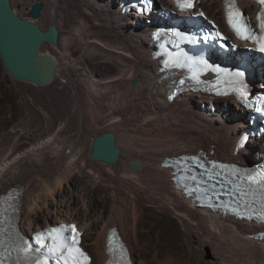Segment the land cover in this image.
<instances>
[{
	"label": "bare ground",
	"instance_id": "bare-ground-1",
	"mask_svg": "<svg viewBox=\"0 0 264 264\" xmlns=\"http://www.w3.org/2000/svg\"><path fill=\"white\" fill-rule=\"evenodd\" d=\"M158 1L161 4L168 2V0ZM243 1L249 8L254 5L250 0ZM44 2L46 6L38 23L46 28L49 23L55 22L60 29L59 44L45 43L44 46L47 49L49 47L52 52L59 53L56 50L64 47L63 44L66 43L68 47H73L72 50L75 54H79L74 58L75 56L71 55L72 50L67 48L65 52L60 51L61 54L64 53L65 55L60 56L61 54H59L57 56L61 62L59 80H64L69 86L72 85L73 87H71L75 90L77 88L76 92H78L79 87L80 90L78 93L75 92L77 94L75 97L77 106H64L63 114L66 119H63L65 121H61L60 125L52 130L48 137L31 143V140L36 136V129H34L36 122L29 107H27L26 116L17 123L6 127L1 133L0 193L6 192L18 182L23 184L25 189L22 208L24 230L35 231L60 220H76L85 230L83 234L85 245L92 241L98 247L96 256L88 249L94 256L92 264H105L108 230L112 225L119 224L117 221V223L113 222L115 215H109V211V216L105 217L103 214L104 205L100 207L96 204L97 202H94L90 206L83 195V198L80 196L82 206L78 207L80 197L78 200L75 199L78 190L74 193L73 188L62 195L61 199L59 196L60 200L50 201V198L54 196H52L55 192L53 189L62 187L64 181H68L71 172H74L80 164L87 165L85 153L88 148L87 137L91 131L96 127L100 128L98 125H103V127L106 125L107 131L116 130L114 127L128 129L132 126L131 129H133L134 124H132L131 117H143L142 126L136 127V129L137 131L143 129L144 135L141 137L144 136V143L138 145L137 141L133 142L135 144L133 147L136 149L132 148V150L136 151L131 153L130 157H127L128 154L125 155L126 157L124 156L127 146L123 144L126 147H122L124 150L121 148L119 161L115 164L117 168L122 170L124 176L134 177L139 184H144V196L151 201L157 202L155 197L158 194L167 197L170 204L173 205L172 209L186 224L194 223L195 225L197 223L196 225L200 227L204 226V229L210 224L217 230V233L214 231L217 236L219 232L220 237H224L226 242L229 240L230 243L231 239L238 247L237 249L244 251V255L247 256V264H264V244L252 237L251 234L257 232V228L253 224L235 220L232 217L224 218L217 213L195 208L184 199L180 189L174 187L171 182V170L162 163L166 157L191 153L196 149V151L206 150L211 156L224 155L232 161L241 163L245 161L247 164L252 156L259 155L261 145L252 144L254 140L251 139L252 142L249 141L246 148H236L242 129L245 127L242 123L246 115L239 113L240 110L234 107L233 101L228 97L216 99L215 110L210 100L206 98L197 100L195 97L186 94L173 102L167 101V89H165L163 82L159 81L161 74L157 73L158 61L149 58L154 47L148 38L147 29L143 27L144 22L135 26L134 21L122 13L121 7H119L120 0H45ZM222 2L223 0H202L201 5L211 17L223 23ZM150 21L153 22L154 18ZM90 61L97 69L99 68V74L91 71L89 67L91 64H88ZM87 64L90 70L87 69ZM134 77L139 80L137 84L133 83ZM62 80L61 82H63ZM86 89L90 92V97L94 98L95 105H92L91 101H87L89 94L85 95ZM161 89H164V94L159 96ZM221 110L224 112L221 113ZM75 115L77 122L74 121ZM49 124L48 114L43 113L36 125L39 129H48ZM102 130L105 132L104 129ZM96 132V135L92 137L90 153L94 138L103 133ZM113 132L115 133V131ZM134 132L136 135V131ZM121 137L117 140H124ZM127 139L124 141H128ZM203 146L207 147L203 149ZM129 151L131 152V150ZM131 159L142 160L143 170L132 169L129 165ZM97 171L99 170L97 169ZM132 185L135 184L132 183ZM97 201L104 203L102 199ZM162 201L165 203V200ZM162 201L160 202L161 205L163 204ZM142 206L138 205L141 208ZM165 207L164 209L168 210L167 206ZM164 209L159 219L166 221L167 228L172 231L170 242L154 240L152 230H150L149 238L144 239L143 237L142 243H138L139 248L136 249L132 238L130 239L127 234L126 226L121 224V234L130 248L133 262L136 259L144 264L146 261L144 240H146L145 243L154 240L151 249L155 252L157 264H193L191 252L186 251L190 254V258H188L184 254L185 249L179 244V238L181 235H185V232L183 233L177 225L171 222V215ZM168 211L170 212V210ZM142 214L141 217H144ZM53 216L55 221L52 222ZM134 216L136 219L140 217L137 216V213ZM152 216L154 215L152 214ZM135 218L133 217V219ZM137 222L139 223V221ZM242 259L244 258L242 257ZM156 260L154 261L156 262Z\"/></svg>",
	"mask_w": 264,
	"mask_h": 264
},
{
	"label": "rangeland",
	"instance_id": "rangeland-1",
	"mask_svg": "<svg viewBox=\"0 0 264 264\" xmlns=\"http://www.w3.org/2000/svg\"><path fill=\"white\" fill-rule=\"evenodd\" d=\"M34 1H36V0H12V4L13 5L16 4L14 6L20 10L21 7L24 5V3L30 4ZM38 22H40V20ZM49 25H50V23H49ZM43 28H45V27H43ZM65 45H66V43L63 44L64 47H62L59 50H56V51H59V53L54 51L55 54L59 55V54H61L60 51L65 52L67 48L72 50L73 47H68L67 45L66 46ZM43 48L46 51L47 50L52 51L49 47H48V49L46 46H44ZM63 55H65V54L62 53L60 56H63ZM71 55L75 56L74 58H76V56H79V54L78 53L75 54L73 52V50H72ZM88 64H91V61ZM88 64H87V69H88ZM93 66L94 65H92V64L89 65V67L91 68V71L98 72L99 68L97 69L95 66L94 67ZM90 68L88 70H90ZM99 73L100 72H98L97 74H99ZM61 80L62 79L58 80L55 84H53L50 87H44V88H39V87H37L33 84H30V83L16 81V80L12 79L7 74V72L5 71L4 66L0 60V148H1V144H2L1 143V133L4 131V129L6 127H8L14 123H17L21 118L26 116L27 107H29L32 110V116H34L33 118L35 119L36 124L40 118V115L43 113L48 114L49 119H50V124L48 125V129L47 128H44V129L40 128L39 129L36 124L34 125V127H35L34 129H36V132H35L36 136H34V138L31 140V143H34V141H40L43 138L48 137V135L52 133V130L56 129L60 125L61 121L62 122L65 121L66 116L63 114V109L65 108L64 106H66V105L72 106V107L77 106L75 97L77 95L76 93L79 92L80 87L78 89V92H76L77 88L75 90L74 88H72L73 86L71 84L70 85L72 87L69 86L68 83L64 82V80H62L63 82H61ZM56 84H58V85H56ZM80 85H82V83H80ZM160 91L161 92H160L159 96H162L164 94V89H161ZM85 95L86 96L88 95L87 96L88 98L86 97L87 101L88 102L91 101L92 105H93L94 104V102H93L94 98L90 97L91 94L89 91H87V89H86ZM88 99H90V100H88ZM198 105H199V103H198ZM213 109H214V107H213ZM222 112H224V110H221V113ZM63 115H64V117H63ZM63 118H65V119H63ZM131 120H133L132 124H134L133 125L134 130L131 129L132 126H130L128 129L115 128L114 127V129H116V130H113V131H115V134H117L116 135L117 144L118 145L120 144L121 148L122 147L125 148L127 146L125 148L126 154L123 152L124 156L128 154L127 157H130L132 155L131 153H134V151H136L134 149L132 150V148H135V147H133V146H135V144L133 142L137 141L136 143H138V145L139 144L141 145L142 143H144V138H143L144 136L141 137L142 135H144L143 129H142V131H137V129H136V127L142 126V123L144 122L143 117L142 118L141 117H139V118L138 117H136V118L131 117ZM138 120L141 122H139ZM74 121L77 122L76 115H75ZM51 123H54V124H51ZM135 123H137V124L139 123V124L137 125ZM140 123H141V125H140ZM98 127H100L101 129L96 127L93 131H91L90 135L87 137L88 148H87L86 153H85V159L87 161V165L84 166V165L80 164V166H79L80 168L78 167V168H76V170H74V172H71L72 174L69 176L68 181L67 180L64 181V183L62 185L63 188L60 187V188L53 189L55 192H53L54 194H52V196L53 195L54 196L52 198H50V201H53L55 199L58 200L59 196L61 199L63 197L62 195L71 191L72 188H73L74 193L76 190H78V193L76 192L77 193V196L75 197L76 200H78V198L80 196L82 197V195H83V197L87 199V201H88L87 203L90 206L94 202L95 203L97 202L96 204L100 207L102 205H104L103 214L105 215V217L106 216L108 217L109 215L114 214L115 216H113V218L115 221L113 220V222H115V223L118 222L119 223L118 226L120 228H122L121 224L122 225L124 224V227L126 226L125 229L127 231V234L130 237V239L132 238L134 244L136 245V249L139 248L138 243L139 244L142 243L143 237H144V239L148 237L150 230H152V235H153L152 238L154 240H163V241L165 240L166 242H170L169 240H171L172 231H169L170 228H167V226H166L167 222L166 221L164 222V220L159 219V217L162 214L161 212L163 211L164 207L167 206V208H168V210H170V212L167 209H164V210L166 212H168L169 215H171L170 216L171 222H173L175 225H177V227L180 228V230L183 231V233L185 232L184 233L185 235L180 236L179 244L183 249H185L184 254L188 258H190V254H191V259H192V261L194 260L193 264H247V262H248L246 259L247 256L244 255V251L242 252L240 249H237L238 247L233 243V241H231V239H230V243H229V240L226 242V239L224 237L223 238H222V236L220 237L219 232H218V236H217V234H216L217 230H215V228L212 227L210 224L207 225L206 229H204V226L200 227V226L196 225L197 223L195 225H194V223L186 224L183 221V219L180 216H178L177 212L174 211V209H172L173 205L170 204V201H168V198L165 197L164 195H159V194L156 195L155 198H156L157 202H153L148 197L144 196V184H141V183L139 184L137 179H135L134 177L124 176L122 170L120 168H117L116 165L112 166V165H108V164L103 163V162L91 161L89 150H90V146H91V141L93 139L92 137H94L96 135V133H97L96 131H98V132L100 131L99 133H101V132H103L102 129H104V131H107V129H108V127L106 125L104 127H103V125L102 126L98 125ZM121 130L124 132H122ZM134 131H136V135H135ZM117 132H120V133H117ZM140 133H142V134H140ZM120 137H121V139L123 138L124 140H126L128 138L127 139L128 141L122 140L123 141L122 142L121 140H117V139H120ZM134 137L135 138L137 137V138L133 139ZM138 138H140V139H138ZM132 139H133V141H131ZM120 141L122 144L119 143ZM251 142L252 141H250V143ZM253 143H254V145L259 146L261 144V139H254V142H252V144ZM123 144L126 146L124 147ZM131 144H133V145H131ZM205 147H207V146H203L202 148L205 149ZM128 149L131 150V152ZM185 149L188 150V148H185ZM189 149H191V148H189ZM194 151H196V149H194ZM217 157H219L221 159L226 158V156L224 157V155H218ZM254 157H256V156L254 155ZM94 162H96V163H94ZM242 163L245 164V161H242ZM97 169L99 171H97ZM114 169H115V171H114ZM91 177H94V178H91ZM108 177H112V178H108ZM90 179H91V181H90ZM92 179H94V180H92ZM93 181H94V183H93ZM167 181H168V183L170 182L169 179ZM131 182L134 183L135 185H132ZM16 184H21V183L18 182ZM79 191H80V193H79ZM161 196L165 199H163ZM67 197H68V195H67ZM81 197L79 198L78 207L82 206L81 199L83 197L82 198ZM90 197H91V199H90ZM100 199L104 200V203H99L97 201ZM162 200H165V203ZM161 201L163 202L162 205L160 203ZM136 202L137 203L140 202L138 205L139 206L143 205L142 206L143 209L141 207H138V205H136L137 204ZM160 207L163 209H161ZM126 208H129V209H126ZM137 208H138V210H137ZM70 209H72V208H70ZM108 212H109V215H108ZM126 212H128V213H126ZM136 213H137V216L138 215L140 216V217L138 216L139 218L137 217L138 219H136L134 216V215H136ZM125 214H127V215H125ZM141 214L144 217H141ZM152 214L154 216H152ZM148 215H149V217H148ZM133 217L135 219H133ZM53 220L55 221L54 216L52 217L51 221L53 222ZM134 220H135V222H134ZM136 221H139V223L138 222L136 223ZM182 222H184V223H182ZM134 224L139 229L138 228L136 229ZM157 225H159V226H157ZM161 227L164 231L161 229ZM148 228H150V229H148ZM147 229H148V231H147ZM134 230H135V233L137 235L134 233ZM205 230H207V231H205ZM156 232H157V234H156ZM158 232H159V234H158ZM154 234H156V235H154ZM137 238H139V239H137ZM220 238H222V239H220ZM154 240H152V241L149 240L146 243H145L146 240H144V256H146V261L144 262V264H147V263L148 264H153V263L157 264L156 257L154 256L155 252L153 251V249H151V247L153 248V241ZM94 243L95 242L89 241L86 244V246L94 254V256H96V254H97L96 252L98 250L97 249L98 247L96 246V243L95 244ZM170 249H171V247H170ZM148 251H150V252H148ZM186 251H190L191 253L189 254V252H186ZM133 253H134V251H133ZM242 257L244 259H242ZM154 260H156V262ZM135 261H136V264H143L136 259H135Z\"/></svg>",
	"mask_w": 264,
	"mask_h": 264
},
{
	"label": "snow or ice",
	"instance_id": "snow-or-ice-1",
	"mask_svg": "<svg viewBox=\"0 0 264 264\" xmlns=\"http://www.w3.org/2000/svg\"><path fill=\"white\" fill-rule=\"evenodd\" d=\"M261 4V11L258 15L260 35L253 32L246 20L243 18V13L235 5V0H229L227 4L228 23L235 31L236 35L244 40L254 41L259 48V51L264 52V0H258ZM177 6L183 11L185 9H192L195 6V0H176ZM203 15V13H198ZM174 36L177 40L189 41L195 43V39L186 33L173 30ZM216 36H221L219 30L216 31ZM157 39L160 38V32L153 34ZM207 39V36L204 37ZM221 39H227L222 37ZM211 69L217 74L228 76V83L238 93L239 97L244 100L246 92L243 85V73H229L227 69L221 68L219 65H211L207 60L200 58L199 60L181 53L167 52L165 58L162 60L161 71L164 70H186L187 79L196 84H200L201 71ZM221 82L218 75L217 84ZM180 85L185 84V79L179 81ZM217 94H220L217 89ZM226 94V93H225ZM171 99V96H169ZM246 102V100H245ZM261 103L264 105V98H261ZM257 111L264 112V106L257 109ZM193 162L198 163L201 168H205L204 164L199 161L198 157L189 158ZM179 163V161H178ZM212 163V168H205L207 179L198 178L193 171L191 175L188 174V169L181 171L180 175L176 177L177 182L183 184L188 195L195 194L196 199L210 208H219L225 212H232L242 219L253 220L256 219L264 222V171L253 172L250 170H241L236 165L216 164ZM223 169L229 176L219 180V188L214 181L220 176V172L215 169ZM237 174H239L237 176ZM192 185L191 187L189 185ZM228 197V200H220L221 191ZM215 197L217 202H213ZM8 199L15 200L12 193L8 194ZM9 207L13 211H17L14 204L10 203ZM66 229L64 226L59 228L53 227L45 232L38 233L35 237L37 247L27 240H24L19 233L13 237V232L9 228L0 227V264H87L88 256L79 247V233L76 231L74 225L71 226V234L65 235ZM115 232L113 231V236ZM113 241L109 240V252H114L112 247ZM119 261L120 264H128L126 250L123 246H119ZM15 253V259H12V254Z\"/></svg>",
	"mask_w": 264,
	"mask_h": 264
},
{
	"label": "water",
	"instance_id": "water-1",
	"mask_svg": "<svg viewBox=\"0 0 264 264\" xmlns=\"http://www.w3.org/2000/svg\"><path fill=\"white\" fill-rule=\"evenodd\" d=\"M43 0L24 4L19 10L12 0H0V60L7 74L14 80L30 83L39 88L50 87L60 78L61 62L52 51H45L44 44H59L60 29L54 22L43 28L38 19L45 9ZM139 82L137 77L133 83ZM122 149L116 134L105 131L92 142L90 160L115 165ZM170 159H164L167 165ZM132 169L141 171L140 159L129 160Z\"/></svg>",
	"mask_w": 264,
	"mask_h": 264
},
{
	"label": "built area",
	"instance_id": "built-area-1",
	"mask_svg": "<svg viewBox=\"0 0 264 264\" xmlns=\"http://www.w3.org/2000/svg\"><path fill=\"white\" fill-rule=\"evenodd\" d=\"M27 5H29V4H27Z\"/></svg>",
	"mask_w": 264,
	"mask_h": 264
}]
</instances>
